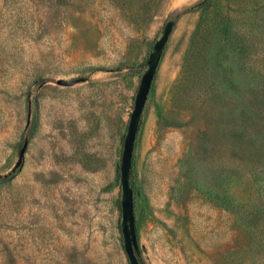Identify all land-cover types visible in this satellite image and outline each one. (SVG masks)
Masks as SVG:
<instances>
[{
  "label": "rangeland",
  "instance_id": "374dc122",
  "mask_svg": "<svg viewBox=\"0 0 264 264\" xmlns=\"http://www.w3.org/2000/svg\"><path fill=\"white\" fill-rule=\"evenodd\" d=\"M172 18L131 157L139 258L264 264V0H0V264H129L123 141Z\"/></svg>",
  "mask_w": 264,
  "mask_h": 264
},
{
  "label": "water",
  "instance_id": "95a60500",
  "mask_svg": "<svg viewBox=\"0 0 264 264\" xmlns=\"http://www.w3.org/2000/svg\"><path fill=\"white\" fill-rule=\"evenodd\" d=\"M175 20L176 18H172L165 22L161 34L152 46L148 59L145 63L143 74L141 76L140 84L134 99V106L129 117L123 141L121 159L119 164L121 209L120 230L123 250L129 264H139L140 256L135 230L133 192L130 185L133 144L137 133L140 116L145 105L156 68L158 66L164 46L174 27ZM61 84H63V82H61ZM25 149L26 145L23 146L19 153L17 165L20 164Z\"/></svg>",
  "mask_w": 264,
  "mask_h": 264
},
{
  "label": "trees",
  "instance_id": "16d2710c",
  "mask_svg": "<svg viewBox=\"0 0 264 264\" xmlns=\"http://www.w3.org/2000/svg\"><path fill=\"white\" fill-rule=\"evenodd\" d=\"M197 8V7H199V5H196V6H194V8ZM139 264H144L141 260H140V258H139Z\"/></svg>",
  "mask_w": 264,
  "mask_h": 264
}]
</instances>
